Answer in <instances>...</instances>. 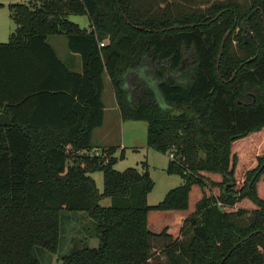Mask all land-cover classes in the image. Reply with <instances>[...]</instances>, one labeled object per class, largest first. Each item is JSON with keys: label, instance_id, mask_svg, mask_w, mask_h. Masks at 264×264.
Here are the masks:
<instances>
[{"label": "trees", "instance_id": "trees-1", "mask_svg": "<svg viewBox=\"0 0 264 264\" xmlns=\"http://www.w3.org/2000/svg\"><path fill=\"white\" fill-rule=\"evenodd\" d=\"M197 1L210 7L182 18L167 0L9 5L16 29L0 43V264H42L61 252V264H152L160 255L168 264H264L256 193L264 156L246 173L243 194L233 192V145L264 129V0H247L245 12L234 0ZM70 16H88L90 30ZM53 36L66 37L80 73L60 60ZM106 77L122 120L146 122L148 147L167 154V173L184 181L156 206L148 205L155 183L147 162L121 173L116 157L92 153ZM53 106L58 121L42 120ZM95 172L104 174L102 193ZM204 174L222 176L218 197L206 194ZM193 187L204 195L180 236L151 231L149 213L187 211ZM245 198L257 209L226 210ZM85 218L99 246L63 251L65 225Z\"/></svg>", "mask_w": 264, "mask_h": 264}, {"label": "rangeland", "instance_id": "rangeland-1", "mask_svg": "<svg viewBox=\"0 0 264 264\" xmlns=\"http://www.w3.org/2000/svg\"><path fill=\"white\" fill-rule=\"evenodd\" d=\"M29 0H0V42H9V36L16 29V25L10 17L9 5L10 4H26ZM235 2L241 4L243 12L248 9L247 0H234ZM167 3L171 5L173 13L176 17L182 18L187 14L191 13H205V11L210 7V4L205 1L197 0H167ZM166 2L157 4L158 11L165 8ZM142 2H137L134 7H138ZM157 11V12H158ZM69 20L77 25L83 31L90 30V20L88 16H70ZM48 42L55 48L57 44L63 43L64 48L69 53L65 36H53L49 37ZM236 47V45H234ZM236 50V48H235ZM61 50L58 49V54L61 56ZM112 91L111 85H108L105 94V104L110 107V102L108 100V93ZM160 103L164 105V101L161 98V94L157 95ZM105 126L101 130H97L95 134V143L93 144L95 150L92 151L93 154L99 155L104 149L105 157L113 158L116 157V163L114 165V170L117 172H125L128 169H137L142 172V163L147 162L149 167V172L151 178L153 179L155 186L153 191L148 196V205L156 206L160 204L165 196L171 191L184 184L181 177L177 175H169L167 173V167L170 158L167 154L158 152L147 145V123L144 121H127L122 122L118 119L117 112L109 110ZM100 139L107 141L108 145L100 143ZM264 143V138H263ZM248 145L245 139L237 141L233 145V154L236 157V170H235V180L236 186L233 192L239 194L245 191V182L247 179L246 173L250 170L255 169L258 166V157L264 156V144L257 150V148H252L248 151ZM91 153V154H92ZM124 153V159H121V155ZM256 154H259L257 157ZM69 164L72 163L70 160ZM97 188L100 193L104 191V174L102 172H95L92 175ZM207 178V188L205 192L208 196H219L223 187L219 186L222 183L223 178L221 175L204 174ZM244 189V190H243ZM198 187L192 190L190 201L191 208L194 207L195 203V192ZM243 190V191H242ZM203 192V191H202ZM256 193L258 197L264 200V175L260 178L259 182L256 184ZM204 195V194H203ZM240 195V194H239ZM244 201L250 202L253 206H257L250 201L248 198L243 199L239 203L243 204ZM103 207L110 205V199H103L100 203ZM240 207V206H239ZM243 207V205H241ZM248 207V206H244ZM196 206L191 210V213L195 211ZM190 213V214H191ZM189 214V215H190ZM88 218H85L79 222H73L71 224L65 225L64 231V248L63 251H68L74 246L82 247L81 241H86L87 246L91 248H97L99 246V240L96 238L89 239L88 235L83 227L87 226ZM149 228L153 232L160 233L163 230H168L175 238L180 236V231L182 227L178 223V219L168 215L166 213H160L152 211L148 215ZM183 225V223H182ZM61 254L47 256V261L42 264H61L59 258ZM152 264H168V258L166 255H160L155 258Z\"/></svg>", "mask_w": 264, "mask_h": 264}, {"label": "crops", "instance_id": "crops-1", "mask_svg": "<svg viewBox=\"0 0 264 264\" xmlns=\"http://www.w3.org/2000/svg\"><path fill=\"white\" fill-rule=\"evenodd\" d=\"M10 36H11V34H10ZM10 36H9V39H10ZM66 45H67V42H66ZM52 47L54 48V50L57 53V55L60 58V60L63 61L68 66V68L70 70H72L74 72H77V73H80L82 71V62H81V58L78 55L72 54L70 51L68 53L66 51V49L64 48L63 43L57 44L56 47H58V48H55L54 46H52ZM67 48H68V46H67ZM58 49L61 50V52H62L61 56L58 54ZM108 85H111V84H110V81H109L108 77H106L105 78V90H104L103 98H102L103 102L105 100L104 98H105L106 89H107ZM108 100L110 102V107L111 108H109L104 102V104H105L104 124H103V126L101 128H99L97 130H101L105 126L107 118L110 117V115L108 116L109 110L117 112L118 119H120L122 122H124L122 120V117H121V114H120V110H119V107H118V104H117V101H116V97H115V93H114L113 89H112V91H109V93H108ZM54 107L55 106H53V108L50 109V111H48V112L45 111L44 113H41V119L42 120H46V119H49V117H50V119H54L53 117H56L57 120H52V121H58V117H59V114H61V112L58 109V106H56L55 108ZM3 115L6 116V114L4 113V110H1L0 111V124L6 121V119H2L1 118V117H3ZM97 130L93 134V139H92L93 144L95 143L94 138H95V134H97L96 133ZM263 138H264V129L261 130L260 132L250 134L248 137L244 138L245 141L247 142V145H248V150L246 152L251 151L252 148H257V150L260 149V147L263 146V144H264L263 143ZM239 141H241V140H239ZM100 143L104 144L105 146L108 145L107 141H104L102 139H100ZM256 156L258 157L259 154H256ZM194 188L195 187H193L192 190ZM191 193H192V191H191ZM191 193H190V196H191ZM195 193L196 194H195V203H194V205L196 206V204L202 199L203 192L198 187V190ZM241 205H243V207H241ZM245 205L248 206V207H244ZM194 207L191 208V201H190V197H189V209L187 211H182V212L181 211H169V212H163V213H166V214L171 215V216L175 217L176 219H178V223L182 226V223L189 216V214L191 213V210ZM239 209H246L248 211H253V210H256V207L253 206L250 202L248 203V201L247 202L244 201L243 204L237 203L234 206V208H227L226 210L228 212H234V211H237Z\"/></svg>", "mask_w": 264, "mask_h": 264}, {"label": "built area", "instance_id": "built-area-1", "mask_svg": "<svg viewBox=\"0 0 264 264\" xmlns=\"http://www.w3.org/2000/svg\"><path fill=\"white\" fill-rule=\"evenodd\" d=\"M101 46H104V44L102 43ZM171 158H173V155H171ZM262 229L264 230V217H263V221H262Z\"/></svg>", "mask_w": 264, "mask_h": 264}]
</instances>
